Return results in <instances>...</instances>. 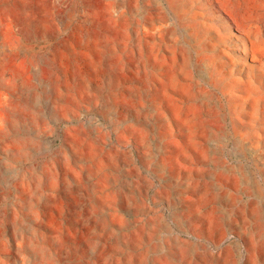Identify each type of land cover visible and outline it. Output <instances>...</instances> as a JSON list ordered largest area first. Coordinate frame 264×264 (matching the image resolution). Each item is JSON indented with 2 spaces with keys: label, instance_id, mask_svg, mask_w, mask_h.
Returning a JSON list of instances; mask_svg holds the SVG:
<instances>
[{
  "label": "rangeland",
  "instance_id": "obj_1",
  "mask_svg": "<svg viewBox=\"0 0 264 264\" xmlns=\"http://www.w3.org/2000/svg\"><path fill=\"white\" fill-rule=\"evenodd\" d=\"M0 264H264V0H0Z\"/></svg>",
  "mask_w": 264,
  "mask_h": 264
},
{
  "label": "bare ground",
  "instance_id": "obj_2",
  "mask_svg": "<svg viewBox=\"0 0 264 264\" xmlns=\"http://www.w3.org/2000/svg\"><path fill=\"white\" fill-rule=\"evenodd\" d=\"M233 199V198H232ZM223 200V202H225V200L224 199H222ZM227 202V201H226ZM232 202V201H231ZM232 204L233 205H235V202H232ZM231 216V215H230ZM231 219V218H230ZM160 229V228H159ZM247 235V234H246Z\"/></svg>",
  "mask_w": 264,
  "mask_h": 264
}]
</instances>
